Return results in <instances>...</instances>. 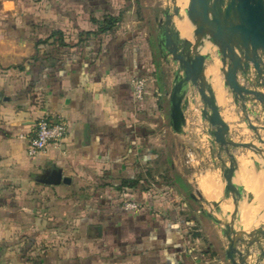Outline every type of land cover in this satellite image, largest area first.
Instances as JSON below:
<instances>
[{
	"label": "crops",
	"instance_id": "crops-1",
	"mask_svg": "<svg viewBox=\"0 0 264 264\" xmlns=\"http://www.w3.org/2000/svg\"><path fill=\"white\" fill-rule=\"evenodd\" d=\"M176 1L0 0V264H230L220 230V248L206 234L191 235L198 218L174 177L169 186L148 178L166 111L155 33ZM105 14L121 16L105 54L98 59L86 51L66 69L70 80L17 107L11 98L30 78L18 66L33 54L47 57L37 42L59 29L75 34L65 39L74 43L77 30L93 29L91 20ZM134 78L145 82L141 99L134 97ZM54 115L67 121L66 136L29 155L19 134ZM57 170L71 182L43 181ZM205 177V197L217 200L218 180ZM125 180L136 186L118 188Z\"/></svg>",
	"mask_w": 264,
	"mask_h": 264
},
{
	"label": "water",
	"instance_id": "water-1",
	"mask_svg": "<svg viewBox=\"0 0 264 264\" xmlns=\"http://www.w3.org/2000/svg\"><path fill=\"white\" fill-rule=\"evenodd\" d=\"M184 11L191 26L194 41L192 60L185 57L180 36L171 30V21L167 14L159 19L155 42L162 61L171 65V87L168 93V117L172 131L184 134L187 119L185 112L191 103L188 93L195 88L203 104L202 119L207 120L211 142L220 150L226 151L228 166L222 168L224 186L221 190V202L231 200V210L224 212L223 219L216 217L213 211L202 209L203 214L219 225L221 236L227 241L224 258L230 264H261L264 261V227L256 226L249 230L242 227L240 205L246 196L252 203L253 197L246 191H239L235 181L237 163L229 147L250 149L264 159V139L258 137L263 147L253 142H236L229 137V125L222 118L213 91L208 86L203 70L210 52H201L200 47L208 44L215 48L221 61L223 86L235 103L244 107L250 99L260 103L264 115V91L243 85L239 80L241 73L249 82L251 67L256 72V83L264 86V0H187ZM254 132L257 128L248 123ZM264 130V126L262 127ZM50 184H69L71 178L63 176L61 170L54 171L51 178L43 180ZM195 199V195L190 193ZM208 198V197H206ZM213 207L216 201L211 200ZM236 222H240L237 226ZM99 229V228H98Z\"/></svg>",
	"mask_w": 264,
	"mask_h": 264
},
{
	"label": "rangeland",
	"instance_id": "rangeland-1",
	"mask_svg": "<svg viewBox=\"0 0 264 264\" xmlns=\"http://www.w3.org/2000/svg\"><path fill=\"white\" fill-rule=\"evenodd\" d=\"M144 1L149 3L153 0ZM172 3L171 6H173ZM151 8L156 10L155 7ZM156 22L157 21L154 20V22L152 23V29L155 32L157 29ZM74 35L68 34L66 36L67 38L65 37V39H68L70 41L72 40V38H75ZM213 52L214 56L218 60L220 70L222 64L216 54L215 48L213 49ZM154 54V56L158 59L160 63V70H162L163 73L162 82L164 89L163 93H161L162 97H160V102L162 103L164 101L166 105V111L164 113V122L159 128V137L156 140V143H154V146L158 151L159 156L151 165L150 171H147L148 178L150 180H153L154 183L166 182L168 181V179L170 180L172 179V177H174V175H172L173 169H178L181 175L183 176V179L189 182L188 190L196 196L195 199L191 201L188 200L187 197L184 198L187 202L188 210H190L193 214L197 215V225L194 226V228H196L201 234H206V237L213 240L214 244L218 248H220L218 244L219 241L217 239L219 225L213 223L208 217H206L203 214L202 209L204 208L209 211H213L214 215L220 219L224 218L222 214H224V212L226 211H222L219 215L217 214L215 207H213L211 204V200L213 199H208L205 197L200 180L204 176H206L205 180H208L209 177H207V175L215 176V178L218 180L217 187L221 191L224 186L222 168L225 165L228 166L229 158L226 154V151L220 150L216 143L211 142L212 137L207 132V130L210 129V125L207 120L202 119L201 108L203 107V104L195 88H191L188 93L191 103L189 104V107L185 112V116L187 119L186 126L184 127L185 133L174 134L172 132V129L169 126V117L167 113V100L168 93L171 87L170 78L172 77V67L171 65H167L162 61L157 49H154ZM262 57L264 60V53ZM219 72L222 79L221 90L224 94V100L220 99L217 95L219 100V102H217L222 118L229 125V137L236 142H253L257 146L263 147V145L258 142V137H263L264 139V130L262 128L264 126V115L260 103L256 100L250 99L246 102L244 111L243 107L241 106V102L238 101V103H235L231 94H227L228 89L227 91L224 89L223 75L221 70ZM248 76L251 78V81L249 82H247L240 73V82L248 87L258 88L264 91V86H262L261 84L257 86L258 84L256 83V72L252 67ZM262 82H264V78L262 79ZM214 88L217 94L218 92L216 90V87L214 86ZM248 123H252L257 128V131L254 132L251 128H249ZM228 150L233 153L236 163V156H238L240 153L253 154L251 153L252 151L250 149L244 147H229ZM236 174L238 175H236L235 181L239 183V186L241 185V191H246V186L243 182L241 174L239 173V169H237ZM53 175L54 172L48 175V177L51 178ZM243 185L245 186V188ZM217 198L218 199L215 200L217 205H226L227 208L228 205H231V200L230 203L229 200H224V203L221 202L222 192ZM248 201L249 199L245 196L242 200V203L247 204ZM246 212L247 214L252 213L249 208H246ZM240 219L242 227H244L246 230H249L259 225H262L264 227V220L258 223L253 222L250 225L244 226L243 219L241 217ZM250 219H252V217ZM240 222H236V225L238 226Z\"/></svg>",
	"mask_w": 264,
	"mask_h": 264
},
{
	"label": "trees",
	"instance_id": "trees-1",
	"mask_svg": "<svg viewBox=\"0 0 264 264\" xmlns=\"http://www.w3.org/2000/svg\"><path fill=\"white\" fill-rule=\"evenodd\" d=\"M120 15L105 14L98 19H92L95 27L91 30H77L78 38L76 42L71 43L65 40L69 32L65 30H54L50 35L41 41L45 48L47 57L41 58L37 54H33L18 68L29 74L30 78L25 88L19 90L12 100L20 107L23 102L29 101L31 104L47 97L53 92L57 86L63 81L66 83L70 78H65L67 75L66 69L76 60L83 58L88 50L95 52V56L99 59L105 54V46L109 38L120 28ZM90 48V49H89ZM97 59V60H98ZM72 82H75L72 79ZM43 118V117H41ZM40 119V118H38ZM37 119V120H38ZM174 181L180 187L181 191L185 192V196L189 199L190 191L189 184L183 180L178 174L174 173ZM143 179H139V184L146 183ZM137 180L122 181L118 188L134 187ZM168 186L171 183L165 182ZM189 221V220H188ZM191 235L199 234L198 230L191 227Z\"/></svg>",
	"mask_w": 264,
	"mask_h": 264
},
{
	"label": "bare ground",
	"instance_id": "bare-ground-1",
	"mask_svg": "<svg viewBox=\"0 0 264 264\" xmlns=\"http://www.w3.org/2000/svg\"><path fill=\"white\" fill-rule=\"evenodd\" d=\"M186 4H187V0H177L171 8L167 7L165 10H163V12L167 14L168 17L170 18L171 30L176 32L180 36L182 51L185 57L192 60L194 41L190 33L191 26L188 23V18L184 11ZM180 13L185 16H181ZM200 50L203 53L210 52V57L205 62V67L203 70L205 80L208 86L210 87V89L213 91L216 102L217 101L219 102L218 97L224 100V96H223L224 94L222 93V90H221V80L222 79H221V75L219 72L220 71L219 63H218L217 58L213 54L214 53L213 49L208 44H205L204 46L200 47ZM213 84L216 87V90L218 92L217 94L215 92V88ZM253 154H241L240 153L238 156H236L238 167H239L238 168L239 173L241 174L243 178V182L246 188L244 185L243 186L246 189V191L250 193L251 196L253 197L251 204L241 203L240 205V215L244 221V226H247L253 223V222L249 223V219L251 217L259 218V217L264 216V159L262 156L258 154H255V153ZM238 180H239V177H238ZM237 184L239 185V183ZM238 190L241 191V185L239 186ZM246 208H249L252 213L247 214ZM215 210L218 215L221 214L222 211H224L222 206L219 204L218 205L216 204ZM228 210H229V207L227 208L226 211ZM230 210H231V206H230ZM256 221L257 220H255L254 222Z\"/></svg>",
	"mask_w": 264,
	"mask_h": 264
},
{
	"label": "built area",
	"instance_id": "built-area-1",
	"mask_svg": "<svg viewBox=\"0 0 264 264\" xmlns=\"http://www.w3.org/2000/svg\"><path fill=\"white\" fill-rule=\"evenodd\" d=\"M133 94L137 99L143 97L145 82L141 78L132 80ZM67 121L59 115L43 117L38 119L32 130L27 134H19L20 138L27 141V153L31 156L45 150L50 145H58L67 134ZM127 208H136L133 202L125 204Z\"/></svg>",
	"mask_w": 264,
	"mask_h": 264
},
{
	"label": "flooded vegetation",
	"instance_id": "flooded-vegetation-1",
	"mask_svg": "<svg viewBox=\"0 0 264 264\" xmlns=\"http://www.w3.org/2000/svg\"><path fill=\"white\" fill-rule=\"evenodd\" d=\"M156 44V43H155ZM157 48V47H156Z\"/></svg>",
	"mask_w": 264,
	"mask_h": 264
}]
</instances>
